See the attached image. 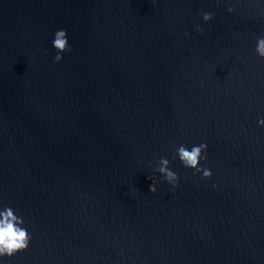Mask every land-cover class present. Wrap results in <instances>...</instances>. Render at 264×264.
Returning a JSON list of instances; mask_svg holds the SVG:
<instances>
[{
    "label": "water",
    "instance_id": "obj_1",
    "mask_svg": "<svg viewBox=\"0 0 264 264\" xmlns=\"http://www.w3.org/2000/svg\"><path fill=\"white\" fill-rule=\"evenodd\" d=\"M0 264H264V0H0Z\"/></svg>",
    "mask_w": 264,
    "mask_h": 264
}]
</instances>
